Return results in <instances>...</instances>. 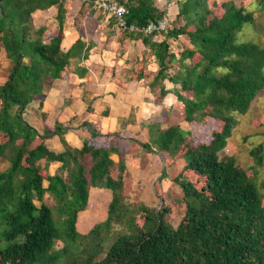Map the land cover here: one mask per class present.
I'll use <instances>...</instances> for the list:
<instances>
[{
    "label": "trees",
    "instance_id": "trees-1",
    "mask_svg": "<svg viewBox=\"0 0 264 264\" xmlns=\"http://www.w3.org/2000/svg\"><path fill=\"white\" fill-rule=\"evenodd\" d=\"M116 2L129 9L128 26L141 29L123 32L141 39L159 65L153 89L160 86L164 97L169 80L183 120L211 129L204 141L179 125L157 130L151 143L131 139L133 151L167 153L166 166L184 159L173 178L186 208L182 219L176 226L168 222L173 208L163 197L160 208L129 204L127 166L111 159L119 152L118 134L103 135L85 123L92 137L76 149L64 138L68 128L57 124L40 133L25 120L27 106L71 71L72 58L82 57L84 44L78 41L67 52L61 48L64 0H0V40L12 62L0 87V162L10 163L0 170V264H58L63 258L67 264H264V181L260 188L256 167L250 175L234 155L224 153L236 128L234 114H247L264 92V48L239 41L244 25L255 24L252 10L233 1L182 0L176 20L183 24L145 34L144 27L166 16L156 0ZM263 5L257 0L253 7ZM51 7L58 9L54 34L36 29L33 20L36 11ZM159 35L161 42L155 40ZM181 36L193 47H184L177 58L171 42ZM54 135L61 137L64 151L47 147L46 139ZM263 148L251 150L257 167L264 164ZM52 163H61L54 175ZM166 175L164 170L161 178ZM92 187L111 190L112 200L107 218L82 234L79 213L88 208ZM46 195L54 205L44 202Z\"/></svg>",
    "mask_w": 264,
    "mask_h": 264
},
{
    "label": "crops",
    "instance_id": "crops-1",
    "mask_svg": "<svg viewBox=\"0 0 264 264\" xmlns=\"http://www.w3.org/2000/svg\"><path fill=\"white\" fill-rule=\"evenodd\" d=\"M179 1L166 7H160L157 3L161 10H165L164 18L169 22L177 18ZM215 1L222 3L233 0ZM64 6L61 48L67 52L81 41L84 44L80 53L82 57L72 58L74 67H71V71L63 78L54 80L40 98L27 106L25 120L40 133L57 124L68 128L64 138L69 146L76 149H81L84 141L92 137L85 123L91 124L103 135L118 134V137H112L119 152L112 154L111 159L116 163L121 160L125 162L132 181L130 197L136 196L142 204L156 208L160 197L170 199L174 193L182 197L181 187L173 182L176 176L172 172L182 171L184 159L166 166L167 153L148 152L142 147L131 150V139L151 143L156 138L157 130H166L172 125L187 130L184 126L187 122L181 114V103L172 93L175 85L169 80L164 82L165 88L170 91L164 97H161L160 86L153 89V75L157 74L159 65L151 50L141 39L124 33L105 12L84 0H64ZM57 15L56 7L36 11L33 14L35 28L46 27L53 34L57 33ZM163 39V35L155 37L158 42ZM184 47H193L185 36L171 42V51L177 58ZM11 65V59L0 40V87L8 80ZM45 143L56 153L65 149L59 135L47 138ZM3 164H7L5 169L10 165L6 160ZM51 165H55V168L52 172L49 167V173L54 175L61 163ZM164 170L167 175L161 178ZM111 200V190L90 188L88 208L79 213L78 220L81 214L87 212L92 214V219L102 216L104 221ZM86 222L82 225L77 223L78 230L83 227L87 233L99 223Z\"/></svg>",
    "mask_w": 264,
    "mask_h": 264
},
{
    "label": "rangeland",
    "instance_id": "rangeland-1",
    "mask_svg": "<svg viewBox=\"0 0 264 264\" xmlns=\"http://www.w3.org/2000/svg\"><path fill=\"white\" fill-rule=\"evenodd\" d=\"M168 1V3H167ZM179 1V0H156V4L160 6L166 7L167 5H170L171 3ZM182 1V0H181ZM257 0H233V2L237 6L247 7L248 11L252 10V13L255 18V24L247 23L244 25L243 30L241 33H239V41L240 42H253L258 45H260L262 48H264V5L253 7L254 2ZM175 5V4H174ZM160 6V7H161ZM170 7V6H168ZM106 14V13H105ZM107 15V14H106ZM171 25H179L183 24L182 20H175L173 22L170 21ZM176 68V69H175ZM174 70H171V73L175 72L177 70V66H175ZM234 117L236 118V128L233 133V136L230 138L227 147L224 149V153H228L230 155H234L237 159V162L243 166L245 169H247L248 174L252 175V167H256L257 176L255 179L256 184L261 188L262 182L264 181V164L262 166H258L251 156V150L255 147H258L260 144L264 147V92L261 93V95L252 103L251 109L249 112L245 115H238L234 114ZM257 120L258 122L262 123L263 125L261 127L255 126L253 122ZM215 126L218 125L217 122L214 123ZM187 129H191L193 132V137L199 141V140H206L209 134L211 133V129L208 127H201L197 125V123L189 124L185 123L184 125ZM264 150V148H263ZM7 161V160H6ZM8 162V161H7ZM5 163V162H4ZM45 160H42L41 165H45ZM7 165V164H6ZM6 165L3 164V161L0 163V170H4L6 168ZM55 165H51L50 168L54 172ZM178 173L172 172L173 176H176ZM174 182V181H173ZM175 183V182H174ZM47 185V183L45 182ZM100 189V188H97ZM107 190V189H105ZM171 191V190H170ZM262 191V189H261ZM174 193V191H173ZM130 205L135 206L139 205L141 202H139L136 198V196L129 197L127 200ZM169 205L173 208V212L171 215L170 220L168 222L174 226L178 225L179 222L182 219V215L185 211V204L182 203V197L177 196V194H173L172 198L168 199ZM44 202H47L48 205H54L52 199L48 197L47 195L44 198ZM36 204L40 206L41 202L36 200ZM142 206V203L139 205ZM161 201L157 200V208H160ZM81 216H84L85 221L80 223V220H78L79 224L82 225L83 223L87 224L88 221H96L101 222V218H94L92 219V214H89L87 212L81 214ZM56 221L59 223L61 222L60 216L56 213L55 215ZM89 224V223H88ZM83 227L79 229L80 233L85 234L86 232L83 231ZM112 243V240H110L107 243V247H109ZM63 244L61 242H58L56 247L61 248ZM68 259L63 258L58 264H67Z\"/></svg>",
    "mask_w": 264,
    "mask_h": 264
},
{
    "label": "built area",
    "instance_id": "built-area-1",
    "mask_svg": "<svg viewBox=\"0 0 264 264\" xmlns=\"http://www.w3.org/2000/svg\"><path fill=\"white\" fill-rule=\"evenodd\" d=\"M88 4H92L94 8L105 12L110 17H115L117 19V26L121 30H131V31H139L141 30L139 27L135 25L128 26L126 22V17L129 14V9L120 5L116 2V0H84ZM169 20L166 18L160 19L156 22H151L146 27L142 29L145 34H163L167 33L169 30Z\"/></svg>",
    "mask_w": 264,
    "mask_h": 264
}]
</instances>
